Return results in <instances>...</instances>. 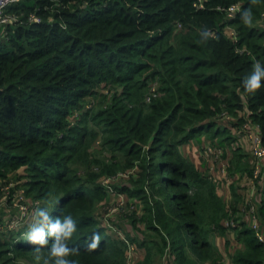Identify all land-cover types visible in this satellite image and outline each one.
I'll list each match as a JSON object with an SVG mask.
<instances>
[{
	"label": "trees",
	"instance_id": "obj_1",
	"mask_svg": "<svg viewBox=\"0 0 264 264\" xmlns=\"http://www.w3.org/2000/svg\"><path fill=\"white\" fill-rule=\"evenodd\" d=\"M203 2L196 9L195 0H18L4 10L13 20L0 25V207L9 175L38 205L57 200L52 216L70 214L77 221L68 241L76 264L128 262L125 241L102 237L93 214L106 199L97 179L121 169L114 152L145 160L154 155L150 164L168 191L169 213L155 202L145 223L168 244L176 264H264V244L240 218L230 229L239 246L229 257L221 249L219 236L226 249L230 244L229 228L218 215V188L180 152L194 136L209 134L213 145L230 143L222 121L238 110L258 126L264 145V84L252 93L242 85L253 65L264 62V0ZM236 3L241 11L227 20L218 8ZM245 12L251 23L244 21ZM109 82L122 89L100 100L106 108L91 113L84 99L96 97L95 88ZM149 82L159 85L160 96L145 102L142 90ZM89 116L97 124L104 121L101 145L113 151L108 164L87 161L80 151L87 138L98 135L87 128ZM81 163L78 174L73 166ZM92 163L100 173L89 171ZM145 177L130 192L144 200ZM258 191L256 213L264 227V186ZM4 217L1 209L0 227ZM27 226H8L0 264L22 255L45 264L47 246L37 253L25 239ZM96 234L99 242L91 248Z\"/></svg>",
	"mask_w": 264,
	"mask_h": 264
},
{
	"label": "rangeland",
	"instance_id": "obj_2",
	"mask_svg": "<svg viewBox=\"0 0 264 264\" xmlns=\"http://www.w3.org/2000/svg\"><path fill=\"white\" fill-rule=\"evenodd\" d=\"M231 30L229 26L225 28L228 36ZM121 86V84L109 82L105 86L96 87V97L84 99L85 104L88 103V106L92 108L91 113L103 105L100 100L111 97L114 91L118 92L122 89ZM158 88V84L149 82L142 90L145 93L144 101L150 102L152 98L159 97ZM101 108L106 107L102 106ZM69 122L75 124L73 120H69ZM222 123L227 126L226 134L232 138L230 143L219 141V144L213 145L209 140V134L204 133L206 134L204 137L202 136L204 139L194 136L187 144L180 147V152L189 164L195 166L202 176L207 175L210 181H213V185L218 188L223 205V209L218 215L222 218L221 224L229 228L226 238L229 240L228 249L230 251L227 252L228 249L224 247V239L220 238L221 236L217 238V242L229 257L239 246L232 237L233 232L230 231L231 221L240 218L248 228H252L255 223L262 226L256 213L259 204V202L256 203V197L259 195V188L264 186V156L259 158L252 150V138L256 132L255 122L247 117L243 110H238L231 120L223 119ZM103 126V119L102 121L99 119L97 124L90 120V116L88 117L87 128L89 131L97 132L98 135L92 139H90L91 137L87 138L88 141L80 150L87 161L97 160L99 163L105 164L113 161L109 158L113 151H110L107 145H101ZM221 136L223 135H219V138ZM258 136L259 143L264 148L260 132ZM114 153L120 162L121 169L97 179L106 195L105 201L98 204L93 211L94 217L98 221L97 226L104 230L105 235L102 237L107 238L111 234L116 239L122 238L125 241L124 243L128 246L126 250L127 264H176L173 259L174 253L167 248L168 244L164 246L160 235L147 228V223H145L148 211L152 214L155 210V202H160L164 206V211L169 213L165 199L168 191L163 184L161 186L162 181L158 180L160 174L153 169L152 163L150 164L154 155H149L150 158L145 160L141 158V155L134 157L123 155L120 152ZM131 161H133L132 164H130ZM81 165L85 166V163H81L78 168L73 166L78 174H82ZM234 170L235 172H233ZM89 171L100 173V167L92 163ZM145 173L146 175H144ZM143 176H147L144 185L147 193L146 200L130 193L135 189L136 184L142 186L140 180ZM7 181L3 188V204L0 207L5 215L2 220L4 226H1L3 230L0 229V241L2 242L10 238L9 225V228L13 230H24L31 222L33 211L40 201L27 195L25 187L16 186L12 175L8 176ZM153 183L158 185L157 188L153 186ZM10 189L14 191L10 192ZM251 208H253V212H250ZM164 219L168 222V215ZM155 224L160 228V234L165 235L166 229L158 221ZM205 227L208 230L212 229L208 224H205ZM0 247L3 248L6 245L3 243ZM8 264H36V260L29 255H22Z\"/></svg>",
	"mask_w": 264,
	"mask_h": 264
},
{
	"label": "clouds",
	"instance_id": "obj_3",
	"mask_svg": "<svg viewBox=\"0 0 264 264\" xmlns=\"http://www.w3.org/2000/svg\"><path fill=\"white\" fill-rule=\"evenodd\" d=\"M242 17L246 23H251L250 13H243ZM207 37V31L201 34ZM264 84V62H256L253 69L242 80L243 88L249 92H255ZM57 200L45 201L37 205L33 211L31 222L28 224L25 239L36 245L35 251L39 253L41 248L47 246L48 259L45 264H76L69 257L73 254V248L68 241L77 229V221L72 215L52 216V210ZM99 235H94L89 247L95 248L99 242ZM40 257L37 256V259Z\"/></svg>",
	"mask_w": 264,
	"mask_h": 264
},
{
	"label": "built area",
	"instance_id": "obj_4",
	"mask_svg": "<svg viewBox=\"0 0 264 264\" xmlns=\"http://www.w3.org/2000/svg\"><path fill=\"white\" fill-rule=\"evenodd\" d=\"M18 0H0V25L7 23V22H11V20H13L12 18H10L9 16L4 14V10L11 4L16 3ZM194 7L196 9H203L205 7V3L203 2V0H195L194 3ZM221 11H224L226 19H234L236 18V16L239 14V12L241 11V5L239 3L236 4H232L230 6H228L227 8H218ZM38 20V19H35ZM262 24L260 25L263 29H264V17H262ZM259 26V27H260ZM230 38L234 40V42L237 41L236 38V34L234 33L233 30H231V33L229 34ZM256 132L255 135L252 138V150H254V154L257 155V157L261 158L264 156V148L260 145L259 143V136L257 134L258 131V126H255ZM257 134V135H256ZM259 195L256 197V203L259 202ZM250 212H253V208L250 209ZM249 217V216H248ZM248 217H246V219H248ZM251 222V220H249ZM251 230L254 231L257 239L259 242L264 244V227L261 225H257L256 223L253 225L252 228H250Z\"/></svg>",
	"mask_w": 264,
	"mask_h": 264
},
{
	"label": "crops",
	"instance_id": "obj_5",
	"mask_svg": "<svg viewBox=\"0 0 264 264\" xmlns=\"http://www.w3.org/2000/svg\"><path fill=\"white\" fill-rule=\"evenodd\" d=\"M254 129H256L255 126H254ZM256 130H257V129H256ZM257 134H258V132H257ZM199 137L203 138L202 136H199ZM203 139H204V138H203Z\"/></svg>",
	"mask_w": 264,
	"mask_h": 264
}]
</instances>
